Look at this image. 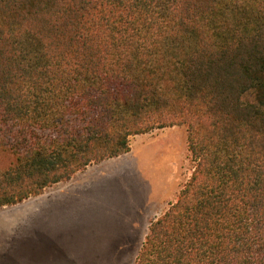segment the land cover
<instances>
[{"label": "trees", "instance_id": "obj_1", "mask_svg": "<svg viewBox=\"0 0 264 264\" xmlns=\"http://www.w3.org/2000/svg\"><path fill=\"white\" fill-rule=\"evenodd\" d=\"M182 125L134 264H264V0H0V207Z\"/></svg>", "mask_w": 264, "mask_h": 264}, {"label": "rangeland", "instance_id": "obj_2", "mask_svg": "<svg viewBox=\"0 0 264 264\" xmlns=\"http://www.w3.org/2000/svg\"><path fill=\"white\" fill-rule=\"evenodd\" d=\"M130 142L128 153L91 164L45 190L102 174L106 207L77 216L68 237H41L40 224L32 225L36 196L0 207V264H134L150 222L176 199L195 162L183 125L135 135Z\"/></svg>", "mask_w": 264, "mask_h": 264}, {"label": "crops", "instance_id": "obj_3", "mask_svg": "<svg viewBox=\"0 0 264 264\" xmlns=\"http://www.w3.org/2000/svg\"><path fill=\"white\" fill-rule=\"evenodd\" d=\"M100 180L102 174H94L89 181L64 183L49 193L36 196V212L32 225L40 224L41 237L53 240L68 237L69 231L76 223V217L83 216L86 209L91 210L90 213L85 212L90 216L94 211L99 213L104 210L106 204L101 196L103 186L101 188Z\"/></svg>", "mask_w": 264, "mask_h": 264}, {"label": "bare ground", "instance_id": "obj_4", "mask_svg": "<svg viewBox=\"0 0 264 264\" xmlns=\"http://www.w3.org/2000/svg\"><path fill=\"white\" fill-rule=\"evenodd\" d=\"M159 180V179H158ZM155 190V189H154ZM160 190V189H159ZM159 192V191H158ZM154 195V194H153Z\"/></svg>", "mask_w": 264, "mask_h": 264}]
</instances>
